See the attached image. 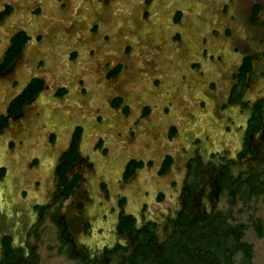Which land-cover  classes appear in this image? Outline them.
<instances>
[{"label": "rangeland", "instance_id": "374dc122", "mask_svg": "<svg viewBox=\"0 0 264 264\" xmlns=\"http://www.w3.org/2000/svg\"><path fill=\"white\" fill-rule=\"evenodd\" d=\"M90 1L97 10L86 16L82 7ZM253 3L261 9L251 23ZM6 5L11 11L0 21V47L8 31L23 29L31 38L15 65L0 76V103L24 70L38 73L48 88L0 138V143L14 142L10 160L21 169V176L5 187L3 226L16 234L21 231L27 217L19 210L40 188L36 182L44 186L48 179L46 169L56 148L42 149V139L55 119L60 124L59 143L69 124L82 126L79 153L92 162L85 168L83 159L75 168L84 177L77 191V199L84 202L81 219L89 222L78 239L91 248L117 239L112 229L118 195L126 197L125 209L136 215L137 226L152 219L157 239H162L169 228L166 216L177 204L175 166L181 157L173 155L176 165L170 172L162 176L149 172L124 186L116 183L114 166L126 153L147 160L166 149L180 156L198 154L217 164L234 157L245 103L264 98V0H0V13ZM178 11L181 16L175 21ZM36 20L37 26L31 24ZM71 52L75 57L68 60L65 55ZM243 53L254 56L247 88L240 102L223 106L229 74ZM115 64L120 71L108 81L104 75ZM49 87L65 89L56 104ZM110 91L125 99L130 108L126 115L108 109ZM144 105L150 111L139 117ZM167 124L177 129L171 140L163 139ZM99 139L107 148L105 155L92 149ZM35 159V166L25 168ZM101 179L107 180L106 194L99 186ZM158 190L165 196L155 205L152 197ZM231 200L228 204L223 195L215 210L228 214L230 224L244 226L242 240L251 245V264H264V197L240 200L233 192ZM253 220L262 225L261 237L251 227ZM38 230L34 241L38 264H77L55 253L58 243L49 222ZM123 239L118 237L121 243Z\"/></svg>", "mask_w": 264, "mask_h": 264}, {"label": "flooded vegetation", "instance_id": "af4514ba", "mask_svg": "<svg viewBox=\"0 0 264 264\" xmlns=\"http://www.w3.org/2000/svg\"><path fill=\"white\" fill-rule=\"evenodd\" d=\"M106 2L107 0H101ZM82 7L86 16L91 15L96 9V3L90 1ZM258 5L254 12L253 6ZM92 7V8H91ZM261 6L259 3H253L250 7L248 19L255 21L259 14ZM4 11L0 13V21L11 11V7L6 5ZM181 12H175L173 18L178 21ZM36 20L33 25L37 26ZM84 36L86 32L82 33ZM38 37V36H36ZM31 36L23 29L8 31L6 38L0 47V76L11 69L19 60L24 52V48L30 41ZM40 38V36H39ZM38 38V39H39ZM34 40L35 35H34ZM235 55V54H234ZM65 57L70 60L75 57V53H67ZM235 60L237 55H235ZM233 59V60H234ZM232 60V61H233ZM234 60V61H235ZM254 56L249 53H243L238 56L237 63L229 74L226 94L224 96L223 106L240 102L245 89L248 85V78L253 71ZM231 61V62H232ZM120 65L115 64L109 68L104 77L110 81L118 75ZM109 84L105 85L108 86ZM213 85H211V88ZM43 78L38 73H32L24 70L20 79L16 81L14 89L9 94L2 97L0 103V138L5 135L6 129L14 124V120L26 108L31 106L35 99L47 89ZM51 88V87H49ZM51 100L55 104L65 92L64 88H51ZM106 105L108 109L117 111L118 114L126 115L130 108L125 99L118 93L110 91L107 95ZM245 115L241 126L238 142L233 151L234 157L224 159L223 163H214L210 159H203L198 154H188L180 156L179 153H173L166 149L154 154L153 158L142 159L136 153L125 154L114 166L117 171V182L122 186L137 181L140 176L155 174L162 176L174 167V154L181 157L180 164L175 166L177 169L176 181H178L177 204L169 210L166 219L168 231L162 239H157V224L152 219L142 221L137 226L136 215L125 209L126 197L118 195L114 212V221L112 232L116 240L110 243H101L89 247L86 243L78 239L80 232H83L89 226L87 220L81 218L84 202L77 199V191L81 187L83 175L76 170V165L83 159L85 168H90L92 162H87V156L79 153V143L83 135V128L80 124H69L66 127L64 140L59 143L56 130L59 128L58 120H55L51 131H45L42 139V149L48 150L49 147L56 148L52 154L50 169H46L48 179L44 186L42 182H36L35 195L33 194L26 207L19 210L27 219L22 229L17 234L12 227H4L6 223L2 207L5 187L11 180H16L21 176V169L10 160L14 151V142L10 140L0 143V264H38L35 240L39 238V228L46 220L53 229L54 238L58 245L55 253L63 256L64 259L77 264H83L81 258L90 264L104 262L110 264L126 253L136 241L150 233L156 244L160 247L171 239L181 237L184 232L191 230L196 224L205 222L210 213L216 209V206L223 195L235 192L240 185V181L259 171L264 163V98L257 97L252 101L245 103ZM149 106L144 105L139 109V117H146L149 113ZM113 117L112 112H108ZM120 115V116H121ZM116 118H120L119 116ZM59 124V125H58ZM177 129L173 124H167L164 129L163 139L171 140L176 134ZM64 143V144H63ZM102 139L95 142L92 147L98 155H105L107 148L102 146ZM63 145V146H62ZM61 147V148H60ZM43 151V150H42ZM181 151V150H180ZM179 152V151H178ZM35 161L30 160L25 163V168L35 166ZM96 163V161H94ZM231 166L233 170L231 169ZM175 168V169H176ZM174 173V172H172ZM173 180V184H176ZM107 180H100L101 190H105ZM150 183V182H149ZM34 186V185H33ZM153 188V184L148 189ZM67 190L69 193L62 197L61 191ZM26 191L24 190V193ZM164 193L161 190L154 192L151 198L155 205H158L164 199ZM27 203V201H25ZM146 204L140 208L144 210ZM114 207H112V210ZM76 212V213H75ZM72 213L74 217L71 216ZM143 216V214H140ZM163 228V227H162ZM118 237H123L124 243L118 241ZM33 241V242H32Z\"/></svg>", "mask_w": 264, "mask_h": 264}, {"label": "trees", "instance_id": "16d2710c", "mask_svg": "<svg viewBox=\"0 0 264 264\" xmlns=\"http://www.w3.org/2000/svg\"><path fill=\"white\" fill-rule=\"evenodd\" d=\"M258 5L253 6L254 12ZM263 166L259 171L249 174L240 181L235 191L240 200L249 197H264ZM69 192L62 190V197ZM232 193L227 194L228 204L232 202ZM229 215L219 210L210 213L205 222L198 223L181 237L174 236L162 247L158 246L150 233L139 243L117 259L116 264H251V245L242 240L244 226L240 223L230 224ZM251 227L257 237L262 235L259 220H253ZM238 255L235 258L234 255ZM83 264H90L81 258ZM95 264H105L99 262Z\"/></svg>", "mask_w": 264, "mask_h": 264}, {"label": "bare ground", "instance_id": "6f19581e", "mask_svg": "<svg viewBox=\"0 0 264 264\" xmlns=\"http://www.w3.org/2000/svg\"><path fill=\"white\" fill-rule=\"evenodd\" d=\"M92 8V7H91ZM96 9H97V6H96ZM103 13H105V12H103ZM34 24V23H33Z\"/></svg>", "mask_w": 264, "mask_h": 264}]
</instances>
